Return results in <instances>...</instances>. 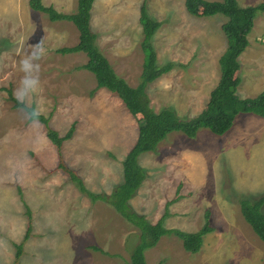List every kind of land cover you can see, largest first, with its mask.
<instances>
[{
  "label": "rangeland",
  "instance_id": "rangeland-1",
  "mask_svg": "<svg viewBox=\"0 0 264 264\" xmlns=\"http://www.w3.org/2000/svg\"><path fill=\"white\" fill-rule=\"evenodd\" d=\"M42 2L64 13L78 8V0ZM238 2L249 6L264 0ZM144 3L162 22L152 39L158 64L175 63L149 83L151 106L195 116L221 76L227 17L192 14L185 0H98L91 21L99 48L134 87L141 81L145 59L140 21ZM248 39L239 57L241 97L264 90V12L255 18ZM78 41L73 22L51 20L29 0H0V264L15 260L16 244L26 230V204L31 210L28 224L34 226L20 264H128L137 241L138 229L108 203L93 202L56 169L59 157L43 123L26 120L8 93L13 94L24 76L20 60L32 48L45 46L48 52L38 61L39 91L29 103L49 117L60 135L75 125L61 149L66 164L85 178L89 189L110 193L123 181L122 161L137 138L138 118L120 97L97 88L93 72L80 68L87 61L85 52L57 51ZM138 161L146 174L132 200L138 212L155 222L167 201L180 194L168 207L167 228L197 231L207 209L213 226L196 253L187 251L178 236H162L146 251L148 264H264V241L245 220L239 202L264 194V117L239 113L222 135L205 127L193 138L172 132Z\"/></svg>",
  "mask_w": 264,
  "mask_h": 264
},
{
  "label": "trees",
  "instance_id": "trees-1",
  "mask_svg": "<svg viewBox=\"0 0 264 264\" xmlns=\"http://www.w3.org/2000/svg\"><path fill=\"white\" fill-rule=\"evenodd\" d=\"M94 2L95 0H78V9L74 13L60 12L53 6L43 4L42 0H30V5L34 10L47 13L51 20H69L76 25L79 30V42L70 47L59 48L57 51L61 53L85 52L89 59L82 67L94 73L97 88L105 87L113 95L120 97L131 114L138 118L137 138L123 160V181L117 184L110 193L95 192L89 189L83 177L66 164L61 151L63 142L73 136L75 125L72 124L64 135H60L49 124V117L39 114L37 119L43 123L48 138L57 149L59 155L58 169L64 171L78 189L89 196L93 202L101 200L108 203L138 229L137 241L130 251L128 264H148L146 251L156 246L164 235H176L182 240L187 251L199 252L205 235L213 231L211 211L206 210L205 222L197 231L188 232L179 228H167L165 219L169 215L168 207L178 200L180 194H177L167 201L166 211L157 221L149 220L145 214L138 212L130 202L146 178L145 170L138 159L142 153L156 151L159 144L172 132L181 131L193 138L198 134L200 128L205 127L215 134L222 135L233 126L239 113H254L264 117V90L254 97L243 98L237 93L241 82L239 57L249 45L248 34L254 26L257 15L264 12V2L241 6L238 0H185L187 10L192 14L200 12L203 16L223 14L227 17L222 28L227 37L228 46L219 59L220 79L211 90L209 100L204 108L192 117L179 115L172 107H163L156 111L150 103L147 92L149 83L169 72L175 64L172 61L163 65L158 64L157 52L152 39L162 22L150 15L145 3L142 5L140 21L144 33L142 48L145 52V59L141 81L138 86L134 87L117 74L108 58L99 48L97 34L91 26ZM8 93L10 98L14 100V106L21 107L17 104L10 89H8ZM31 106L35 107L34 105ZM239 202L245 220L264 241V194L255 200L243 197L240 198ZM28 215L31 219L30 208H28ZM31 230L30 225L24 239L16 244L13 264H18L24 252V244L31 236ZM95 248L98 249L99 247Z\"/></svg>",
  "mask_w": 264,
  "mask_h": 264
},
{
  "label": "clouds",
  "instance_id": "clouds-1",
  "mask_svg": "<svg viewBox=\"0 0 264 264\" xmlns=\"http://www.w3.org/2000/svg\"><path fill=\"white\" fill-rule=\"evenodd\" d=\"M47 52L48 49L43 45L34 47L19 62L20 71L24 73V76L17 88L14 89L13 96L17 104L21 106L26 120L30 123H36L39 116V109L30 105L29 98L35 96L39 91L38 61Z\"/></svg>",
  "mask_w": 264,
  "mask_h": 264
},
{
  "label": "crops",
  "instance_id": "crops-1",
  "mask_svg": "<svg viewBox=\"0 0 264 264\" xmlns=\"http://www.w3.org/2000/svg\"><path fill=\"white\" fill-rule=\"evenodd\" d=\"M95 1H96V0H95ZM97 1H98V0H97ZM97 1H96V3L94 2L95 5L93 4L94 7H93L92 9H95V6H96V4H97ZM29 3H30V0H29ZM77 9H78V8H77ZM140 11H141V10H140ZM91 18H93V13H92ZM91 20H92V19H91ZM92 23H93V21H91V26H92ZM92 29H93V27H92ZM78 42H79V41H78ZM75 45H76V44H75ZM58 49H59V48H58ZM81 52H83V51H81ZM102 52H103V51H102ZM105 56H106V55H105ZM106 57H107V56H106ZM88 59H89V57H88V55H87V61H88ZM108 60H109V59H108ZM87 61H86L85 63H83L82 65L86 64ZM82 65H80V68H83ZM117 74H118V73H117ZM118 75H119V74H118ZM119 76H120V75H119ZM243 98H245V97H243ZM70 127H71V126H70ZM67 131H68V130H67ZM67 131H66V132H67ZM66 132H65V133H66ZM63 135H64V134H63ZM167 137H168V136H167ZM167 137H166V138H167ZM166 138H165V139H166ZM67 140H68V139H67ZM65 141H66V140H65ZM65 141H64V142H65ZM51 142H52V141H51ZM64 142H63V143H64ZM134 142H135V141H134ZM52 144H53V142H52ZM53 145H54V144H53ZM62 146H63V145H62ZM54 147H55V145H54ZM55 149H56V147H55ZM129 149H130V148H129ZM56 153H57V156L59 157L58 152H57V149H56ZM126 154H127V153H126ZM62 155H63V153H62ZM125 156H126V155H125ZM125 156H124V158H125ZM63 157H64V156H63ZM63 159H64V158H63ZM123 160H124V159H123ZM64 161H65V160H64ZM58 163H59V159H58V162H57V165H56V169H58ZM70 168H72V167H70ZM72 169H73V168H72ZM58 170H60V169H58ZM61 171H62V170H61ZM63 172H64V171H63ZM122 172H123V161H122ZM64 173H65V172H64ZM83 178H84V177H83ZM84 181H85V178H84ZM121 182H122V181H121ZM85 183H86V182H85ZM86 185H87V183H86ZM112 190H113V189H112ZM19 193H20V195H22V190H20ZM106 193H107V192H106ZM134 197H135V196H134ZM134 197H133V198H134ZM133 198L130 200L131 204H132V200H133ZM132 206H133V205H132ZM25 207H26V208H25V215H26V217H27V220H26V230H25V235H26V233H28V231H29V226H30V225L28 224V217H29V215H28V208H29L28 204H26ZM144 214H145V213H144ZM145 215H146V214H145ZM146 216H147V215H146ZM29 219H30V218H29ZM33 226H34V223L32 224V228H33ZM25 235H24V237H25ZM24 237H23V239H24ZM23 239H22V240H23ZM22 240H21V241H22ZM28 240H29V239H28ZM28 240H27V241H28ZM21 241H20V242H21ZM27 241H26V242H27ZM20 242H19V243H20ZM25 245H26V243L24 244V252H23V254H22V256H21V259L19 260V264L22 262L23 257H24V255H25V251H26V249H25ZM15 254H16V253H15ZM13 263H14V262H13ZM13 263L10 262V264H13Z\"/></svg>",
  "mask_w": 264,
  "mask_h": 264
}]
</instances>
